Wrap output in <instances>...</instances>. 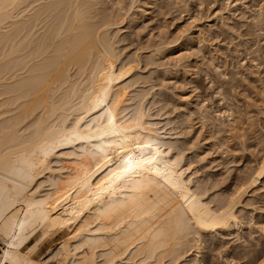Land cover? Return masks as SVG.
Instances as JSON below:
<instances>
[{"label":"bare ground","instance_id":"obj_1","mask_svg":"<svg viewBox=\"0 0 264 264\" xmlns=\"http://www.w3.org/2000/svg\"><path fill=\"white\" fill-rule=\"evenodd\" d=\"M98 5L0 0V264H186L241 229L240 200L264 178L263 161L206 198L145 95L122 86V22Z\"/></svg>","mask_w":264,"mask_h":264},{"label":"rangeland","instance_id":"obj_2","mask_svg":"<svg viewBox=\"0 0 264 264\" xmlns=\"http://www.w3.org/2000/svg\"><path fill=\"white\" fill-rule=\"evenodd\" d=\"M98 1L122 22L112 35L122 29L114 48L130 97L145 95L141 103L193 164L206 198L240 191L264 161V0ZM250 190L237 207L241 229L207 238L186 264L264 261V178ZM54 244L48 238L39 253Z\"/></svg>","mask_w":264,"mask_h":264}]
</instances>
